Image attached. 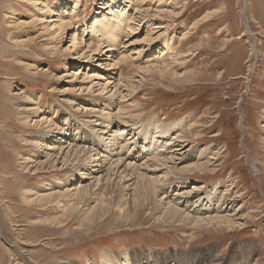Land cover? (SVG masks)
<instances>
[{
  "label": "rangeland",
  "instance_id": "374dc122",
  "mask_svg": "<svg viewBox=\"0 0 264 264\" xmlns=\"http://www.w3.org/2000/svg\"><path fill=\"white\" fill-rule=\"evenodd\" d=\"M107 1L0 0V264H112L125 254L132 264H264V0H114L132 17L112 45L89 29ZM63 7L69 26L61 31L52 20ZM156 24L162 27L154 30ZM164 41L170 43L161 58L168 71L146 70L158 64ZM31 101L38 108L34 117L28 116ZM107 107L128 123L98 175L118 156L148 165L140 129L181 121L176 169L197 158L209 163L202 171L174 172L165 185L186 182V211L198 209L217 188L218 209L228 206L241 225L160 223L154 204L143 208L137 201L124 214L105 194L103 213L91 217L85 208L95 203L92 196L81 204L72 197L35 198L93 177L88 171L96 162L85 163L78 177L75 165L54 161L58 149L47 151L53 155L46 160L44 146L61 126L63 147L73 138L90 147L81 140L92 127L100 133L96 113ZM107 131L100 134L107 138ZM131 140L137 146L121 148ZM174 191H160L157 199Z\"/></svg>",
  "mask_w": 264,
  "mask_h": 264
},
{
  "label": "bare ground",
  "instance_id": "6f19581e",
  "mask_svg": "<svg viewBox=\"0 0 264 264\" xmlns=\"http://www.w3.org/2000/svg\"><path fill=\"white\" fill-rule=\"evenodd\" d=\"M108 1L106 2V7H103L102 8L103 10L100 11L99 14H96L95 17L91 20L92 23L89 29L98 33L103 38L104 42L108 43L109 45H112V44H115V41L118 39L117 32L123 31L124 27L128 28L130 26L129 21L132 15L130 13H127V11H125V8H124L125 6L118 3L119 1H114V0H108ZM124 1L127 4V0H124ZM156 1L159 2V0H156ZM137 3H138V0L136 1L134 5H136ZM62 11L57 14V17L55 18V20H52V22L54 23L52 26L56 25V28H58V30H61V31H63V29H66L67 26H69V24L66 23L64 20V17L67 14V7L66 8L63 7ZM103 11L104 13H102ZM98 15H100V17ZM204 17L206 18L207 16H204ZM161 27H162L161 25L156 24L153 28L155 30V29H160ZM145 36L147 38L148 35L146 34ZM71 39H72L71 45L72 47H74L76 45V39L74 36H72ZM155 40L156 38H154L153 36V39L148 40V42H154ZM99 45L97 44L95 49H93L94 52H96ZM169 47H170V43L168 41H164L162 46L156 51L158 55L157 58L159 61L158 64L148 65L147 67L145 66V69L153 70V71L157 70L160 74H162L165 71H168V69L166 68L168 64L164 63V60L161 58L162 56L168 54V51H170ZM251 50H252V53L254 54L256 53L254 46H251ZM121 57L122 56H120V59H122ZM125 57H123V59ZM128 58L129 57H126V59ZM123 61H125V59ZM105 74L108 76V73L106 71H105ZM99 77L101 78L102 76L99 75ZM113 92H116V91H113ZM31 102H32L31 103L32 106L30 107V109H27L29 113L28 116L34 117L35 115H37L38 108H37L35 101H31ZM121 102H123V99ZM117 106H122V104L117 105ZM129 106L130 105H128V107ZM80 107L81 106H79L78 108ZM108 107L107 109L106 108L99 109L98 113H96L97 116H99V120H100L99 125H102L101 127H99L100 133H104L106 130H108L107 132H109V134L107 138H104L103 135H101L100 133H97L94 130V127H92L91 136H89V138L87 137L88 138L87 140L85 139L81 140V143L85 142L87 145H91L90 147L80 146V144L76 142V139L73 138L66 145V147H68L66 152H63L64 148H66V147H63L62 145L64 144L63 140L66 134L61 126L59 127L55 126L56 133L51 136L50 143H46L44 146V150L46 151L45 152L46 160H50V157L53 155V153L51 152L47 153V151H50L51 149H58V152H56V154L54 155V161L58 162L60 160V162L64 166H67L68 163L75 165L76 169H78L77 171L78 177L86 173L83 170V168L84 169L88 168V166H86L85 163L96 162L93 165V167H97V168H92V170L88 169L89 170L88 172L92 174L93 177L91 179H88L85 177L77 178V180L72 179V182L68 184L67 185L68 187H65L64 190H60V191L58 190L57 193H47V192L40 193V194L34 193L35 198L45 199V200H48L49 202H52L53 200H59L62 198L64 199L73 198L76 200V202L81 204V203H84L85 199L92 196L94 198L95 203L85 208V211L86 210L88 211V212L86 211V213L88 214L87 216L91 217V215L93 216L94 214L96 215V214L103 213L102 209L106 208V203L104 201V197L102 194H105V195H109L110 200L113 202V205L118 209V211L124 214L128 213L129 209L133 207L134 205H138L137 201H140L141 203H143V208L144 206H149V205L151 206V204H154L157 211L153 213V216H155L156 222H160V223L161 222L164 223L166 221L171 222L174 219H177L180 223H186L192 229H196L199 227L209 228L213 226H216V227L225 226L230 229L234 225H241L240 223H238L239 219L235 217L236 215L235 213H232V212L228 213V206L225 209L224 208H221V210L218 209V202L221 201V197L219 198L215 196V191L217 188H215L213 194H211L213 198H211V196H207L206 202H201L198 205V209L196 210L192 209L190 211H186L184 207L189 201H191L189 198L191 197V192L189 190H186V191L184 190L186 188L185 185L187 186L186 182L185 183L181 182L177 186L174 184H169V183H167L169 185L167 184L165 185V178L168 175H175L174 172H177L179 174L181 172H194L197 170L202 171L203 169L206 168V166L208 167L207 163H209V161H206L205 163L201 161L197 162L198 161V158H197V160L193 163H190L188 165L184 164V167H182L181 170L176 169V167L179 164L178 163L175 164L174 160L176 156H178L176 155L178 152H175V151H179V140L182 139V137L179 138L178 136L180 133H177L180 131V128H182L181 121L179 123H172L173 125L163 124V126H157V125L154 126L152 124L149 127L145 126L143 129V132L141 130L142 128L140 129L138 134L143 136L144 141L141 140L140 138L139 146L141 148V151L143 152L142 155H144V157L147 158V161L148 160L150 161L148 165H147V162L141 163V165L133 164L134 162L132 164L125 163L124 161H122L123 158L120 159V156L117 155L118 157L115 158L114 161L112 160V163L109 164L108 167H106L108 169V170L106 169L107 170L106 174L104 176H102L103 174L98 175L100 172H102L101 166L103 165L102 163L104 162V157L107 158L109 156L107 158L108 160L110 159V155L113 156L112 155L113 151H115L117 144H119V138L124 133V130L122 127L123 125L128 123V121L126 122V120L124 119V115L122 113H118V110H116L117 112L114 113L115 112L114 111L113 112L114 115H113L111 112H109ZM92 109H94V107ZM96 111H93V113ZM89 113H92V111L90 110ZM24 119H27V117H24ZM42 121H43L42 119H39L36 122L39 123ZM62 122H65L66 124L67 118L65 117L62 120ZM117 123H118L117 126H120V127L115 128V131L110 130L113 127H115ZM169 126H171V128H169ZM171 132H173V134H171ZM175 133L177 136H174ZM73 140L76 142L75 144H73ZM131 143L134 144L135 143L134 140L133 141L131 140L130 143L126 142V144L123 142V144L125 145H123V147L121 146L119 147L125 150L129 147L128 144H131ZM135 146H137V143H135ZM93 147H96L95 149L97 150L98 153L96 152L95 149H93ZM208 152H210V150ZM125 158L128 160L129 156H126ZM123 164H124V167L122 166ZM157 167H162V169H165L164 170L165 175L163 174L160 177L157 174V170H158ZM104 177L107 179L105 181L106 183L104 184L102 183L99 185L100 181ZM85 180L87 182L83 184ZM195 186L193 187L195 188ZM173 188L175 190L173 193V196L174 195L179 196L178 200L173 198V196L169 198L167 194H164L161 198L157 199L158 193L160 191H163V193H165V192H168V190L170 191V189H173ZM222 197L225 199L229 198L228 196L227 198L224 195ZM231 198L233 197L231 196ZM215 200L217 201V203L214 206ZM196 206L197 204L195 203L193 207L195 208ZM133 214L134 212H132V216ZM102 262L104 264H110L105 260H102L101 263ZM112 264H132V263L129 261L128 256L125 254L124 256L121 255V259L118 262H115Z\"/></svg>",
  "mask_w": 264,
  "mask_h": 264
}]
</instances>
